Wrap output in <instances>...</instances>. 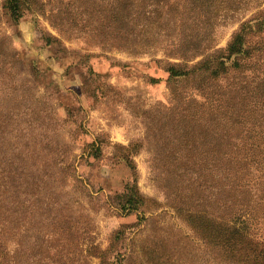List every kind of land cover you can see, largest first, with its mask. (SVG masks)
<instances>
[{"label": "rangeland", "instance_id": "rangeland-1", "mask_svg": "<svg viewBox=\"0 0 264 264\" xmlns=\"http://www.w3.org/2000/svg\"><path fill=\"white\" fill-rule=\"evenodd\" d=\"M129 1L22 0L16 21L0 0V179L24 212L22 243L40 264H230L196 222L218 213L225 187L205 158L214 134L201 104L264 93V33L240 68L231 60L216 76L170 80L167 60L181 62L170 44L218 39L187 54L189 66L222 53L246 2L218 0L217 18L212 7L193 24L187 0L165 12ZM248 7L241 20L264 0ZM127 183L142 197L133 211L118 204ZM260 222L253 233L264 240Z\"/></svg>", "mask_w": 264, "mask_h": 264}, {"label": "trees", "instance_id": "trees-1", "mask_svg": "<svg viewBox=\"0 0 264 264\" xmlns=\"http://www.w3.org/2000/svg\"><path fill=\"white\" fill-rule=\"evenodd\" d=\"M21 1L7 0L6 7L13 20L17 21L22 16ZM120 1L123 4L133 5L129 0ZM187 2L191 4L190 11L188 6L187 11L194 19L193 24L197 23L199 14L203 16L212 7L218 11L215 17L219 15L218 0H187ZM245 2L247 7L242 13L239 11L237 17L235 16V22L240 21L239 27L232 34L222 53L213 49L214 51L208 53L199 64L189 66L187 54L198 49L199 51L209 49L214 41L218 42V39L205 34L197 48L193 44L195 49L191 48L192 42L189 38L187 45L184 44L186 38H182V44L175 45L173 42L170 44L173 48L176 47L173 51L177 53L174 54L181 58V62L167 60L166 69L170 80L190 79L206 74L216 76L228 66L240 68L243 60L254 56L257 49L252 45L251 36L264 33V7L249 19L241 20L244 13L250 9L249 0L237 2V8ZM175 3L177 4H171L170 0H157L153 4L158 7L161 4L165 12L166 7L171 10L173 6H176L179 10L178 2ZM152 11L151 7L150 10L148 7L144 8L145 13ZM167 11L165 14L168 13ZM118 16L123 22H128L130 18L124 13L123 8L120 9ZM233 17L234 15L230 17V20L235 18ZM180 19L184 23L183 16ZM220 22L228 25L234 21L220 20ZM193 24L190 27L192 29ZM192 35L189 32L188 37ZM209 37L211 40L208 41ZM259 48L262 49V47ZM231 60L233 62L227 66L228 61ZM259 94L260 97H236L234 102L227 97L225 99L219 97L214 101L206 100L201 104L204 105V113L211 116L208 123H204L203 126L211 129L214 134L211 146L205 150V158L211 157L212 166L215 169L214 177L225 187L219 189V196L216 199L218 213L215 215L204 212L197 216L196 222L203 238L218 247L222 257L230 264H264V240L253 233V228L261 223L260 216H264V213L259 212L264 210V93ZM205 105L209 108L207 109ZM253 171L261 173V176L255 177ZM4 172L1 169L0 176ZM6 187L2 177L0 179V264H40L35 255L36 248L22 243L25 235L20 220L24 218V212L19 211L17 199L8 201V198L4 196ZM15 193L19 192L15 191ZM118 199L120 208L125 211L138 209V204H142L138 189L129 183L118 195ZM10 205H13V208ZM118 233L120 234L121 231ZM13 234L19 236L20 240L12 241Z\"/></svg>", "mask_w": 264, "mask_h": 264}]
</instances>
